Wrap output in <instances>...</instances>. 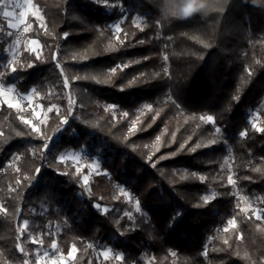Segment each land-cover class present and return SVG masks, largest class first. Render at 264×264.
Here are the masks:
<instances>
[{
    "label": "trees",
    "instance_id": "1",
    "mask_svg": "<svg viewBox=\"0 0 264 264\" xmlns=\"http://www.w3.org/2000/svg\"><path fill=\"white\" fill-rule=\"evenodd\" d=\"M34 2L46 21L34 34L47 56L25 50L16 71L6 73L4 21L0 75L4 70L21 93L35 88L43 105L63 110L41 126L45 149L19 109L0 107V264H37L30 234L42 235L47 248L56 240L65 254L76 247L70 264H264V219L236 195L261 196L264 208V108L258 126L249 120L264 101V10L227 0L206 20L160 25L149 0ZM121 5L129 13L116 35L111 24L124 16ZM137 12L146 18L141 26ZM66 77L75 101L70 115ZM143 104L150 108L140 112ZM209 115L212 122L201 119ZM82 148L104 150L107 173L94 177L90 191L83 174L60 160ZM115 183L139 201L143 213L133 222L95 207L122 206L112 196ZM25 219L29 233L21 236ZM48 223L61 230L49 234ZM94 245L123 258L98 261Z\"/></svg>",
    "mask_w": 264,
    "mask_h": 264
},
{
    "label": "rangeland",
    "instance_id": "2",
    "mask_svg": "<svg viewBox=\"0 0 264 264\" xmlns=\"http://www.w3.org/2000/svg\"><path fill=\"white\" fill-rule=\"evenodd\" d=\"M28 2L29 0H0V33L4 31L3 26H2L4 21L8 25L10 22L19 24V27L15 29L8 26L9 31H6L4 33L6 34V38L7 37L10 38L6 46V56L8 58V64L4 67V70L6 71V73L12 72V68L13 67L15 68L14 65L16 61L19 60V58L21 57L22 53L25 50L31 51L29 45H30V42L33 40L38 41L40 45V47L37 49V52H35L36 55L39 54L37 55V57L41 59H45V57L47 56V48L42 44L38 36H35L34 34V31H35L34 25L38 24L40 28H43V29L46 28L45 17L43 16L42 10L34 2V0H31V6H32L31 10L28 7ZM5 5H7L6 8H5ZM5 10L12 12L13 15L11 17H5L3 15V11ZM37 10L39 11V16L43 18V23H41V20L38 19L37 16L33 15V12H36ZM121 11L124 12V16L111 24V27L113 31L116 33V35L120 33L122 29V23L125 21L129 13L127 9L123 7L122 5H121ZM145 19L146 18L143 14H141L140 12H137L134 16V23L136 25L141 26L145 22ZM28 25H31V27L27 32H25L24 28ZM117 25H119V31H117V28H116ZM9 32L12 33L11 36L8 35ZM17 40H19V43H17ZM32 47H35V46L33 45ZM4 70L2 74L0 75V83H2L5 86V91L7 90L8 87H12L14 90L11 93H7L5 96H0V107L2 103H6L5 101H10L13 104H20V106L24 109V111L22 112L24 119L31 120L32 123L38 125L40 129L42 125L48 122L49 117L52 112H57L56 110L57 108L59 109V112L63 110L57 104H51L49 106L43 105L40 101V98H41L40 94L37 95L38 92L33 93L30 90L28 93H21L14 84H9L7 82L6 77L3 75ZM65 88H66V94L68 97L67 100L69 104V97H71V99L74 100L69 92V83H68V86ZM22 96H30L31 101L29 102L27 100L21 99ZM74 106H75V103L72 105L70 111L68 107L69 115L72 114L74 110ZM146 106H149V105L143 104L141 108L139 109L140 112H143L147 108H149ZM49 107L53 108L51 112L47 111ZM109 108H114V106L109 105ZM263 108H264V101L260 107L250 109L249 120L254 126H258L260 112H261V109ZM45 115L47 116L46 120H45ZM69 115L67 114L68 120H69ZM41 121H44V122L41 123ZM135 126H136V123L134 120L132 121L131 129H134ZM103 151H104L103 149L99 148L97 149L96 152L91 153L88 150L82 148L80 150L69 149L64 154H62V155H66L69 157L73 155L79 156L78 161L74 162L71 158L66 159L65 161L74 165L77 173L83 174L82 175L83 181H84L85 176L88 177V184L86 185L87 191H90V188H91L90 186L94 180V177L107 173V171L103 170L102 168ZM18 161H19V157L17 156L13 159V161L11 162V165L14 168H17ZM93 164L99 165V167L95 171L92 169V167H90V165H93ZM228 176H232V178L234 179L233 171H232L230 164L228 165ZM121 189H123L124 192H127L128 195L125 196L124 192H121ZM236 195L238 196V198L243 204V207L246 210L251 211L256 216L259 215L262 219H264V208L262 206L263 197L259 196V197H254V198H249V197L246 198V197H242V195H240L239 193H236ZM112 196L114 200L120 202L122 206L114 207V206L104 205L101 203H96V205L100 204L101 206L100 211H102V209L104 208H107L108 211L114 208L117 212H120L123 215L128 216L132 222L134 221L136 214L143 213V210L140 204H139V211H137V201L138 200L135 197V195L131 192V190L127 188L125 185L115 183V185L112 187ZM207 197H209V199L213 198V193H209ZM1 211H4V206L0 202V212ZM47 226H48L49 234L50 233L55 234L61 230V227L58 223H55V224L48 223ZM22 227H23V221L20 225V230ZM27 233H29L28 226L24 228L23 232L20 231L21 236ZM29 242L34 244L37 264H70V262L74 259L76 252H77V248L73 247L70 250V253H72V255H69L70 253L69 254L63 253L62 250H60V248L58 247V242L55 240L53 243H55L57 247H56L55 254H54L51 247L50 248L44 247V241L42 239V235L30 234ZM21 248L24 249V246L20 245L19 249ZM74 248H75V251L73 252ZM45 251L48 252V256L43 255ZM104 252L109 253L108 257L104 256L103 254ZM94 254L98 261H102V260L110 259V258L122 260L123 258V254L115 251L109 245H94ZM61 256L63 257V259H60ZM147 260L149 261V258H147ZM25 264H30V260L27 259Z\"/></svg>",
    "mask_w": 264,
    "mask_h": 264
},
{
    "label": "snow or ice",
    "instance_id": "3",
    "mask_svg": "<svg viewBox=\"0 0 264 264\" xmlns=\"http://www.w3.org/2000/svg\"><path fill=\"white\" fill-rule=\"evenodd\" d=\"M6 7H7V5H5V8H6ZM28 7H29V9L31 10V7H32V6H31V0H29V2H28ZM3 15H4L5 17H11V16L13 15V13H12V12H9V11H7V10H5V11H3ZM22 15H23V14H22ZM33 15L37 16V18L41 20V23H43V18L39 16V11H38V10H37L36 12H33ZM21 22H22V21H21ZM8 26L11 27V28H13V29H15V28H18V27H19V24H18V23H11V22H10ZM30 27H31V25L26 26V27L24 28V31L27 32V31L30 29ZM116 28H117V31H119V25H117ZM8 35L11 36L12 33L9 32ZM66 35H67V34H66ZM17 43H19V40H17ZM33 45H34L35 47H32ZM206 46H207V45H206ZM29 47H30V50H31L32 52L35 53V52H37V49L40 47V45H39V42H38V41L33 40V41L30 42ZM37 55H39V54H37ZM164 59L167 60V59H168L167 56H165ZM29 67H31V65H29ZM12 71L15 72L16 69L13 67V68H12ZM112 71H115V69H113ZM93 79H94V77H93ZM63 85H64L65 87L68 86V78H67V77L64 79V81H63ZM13 90H14V89H13L12 87H8L7 90L5 91V86H4L2 83H0V96H5L7 93H11V92H13ZM31 91H32L33 93H37V90H36L35 88H33ZM37 95H39V93H37ZM21 99H23V100H27V101H29V102L31 101V97H30V96H22ZM5 102L8 103V106H9L10 108H17V109H19L21 112L24 111V109L20 106V104H13V103H11L10 101H5ZM74 103H75L74 100H72L71 97H69V104H68L69 111L71 110V107H72V105H73ZM53 107H55V106H53ZM146 107H149V108H150V106H146ZM52 110H53L52 107H49V108L47 109L48 112H51ZM56 110H57V112H59V109H58V108H57ZM125 115H127V114L125 113ZM22 119H23V118H22ZM46 119H47V116L45 115V120H46ZM201 119H206V120L209 121V122H212V121H213V117H212L211 115H209V116H207V117H201ZM43 122H44V121H41V123H43ZM68 122H69V120H68V118H67V113L62 114V117H61V123L64 124V125H66V124H68ZM23 123H24L26 126H28V127L30 128V134H38L39 138L45 141V143L43 144V148H45V149H49V144L47 143V137H46V134L43 133V132H41L40 127H39L38 125H36V124H33L31 120H27V119H24V120H23ZM258 130H259V131H264V129H258ZM57 131H58V132L60 131V127H59V125L57 126ZM216 131L219 132L220 129L217 128ZM243 134H244V133H241V135H243ZM198 146H199V145H198ZM192 150L195 151V149H192ZM69 158H71L74 162L79 160V156H78V155H73V156H71V157L66 156V155H61V156H60V160H61V162L65 161L66 159H69ZM90 167H92V169L95 171V170L99 167V165H98V164H93V165H90ZM37 171H39V169H37ZM256 171H260V169H256ZM201 179H204V177H201ZM18 183H19V182H18ZM228 183H229V184H232V185H235V184H236V181L232 178V176H228ZM84 184H85V185L88 184V177H87V176L84 177ZM121 192H124V190L121 189ZM124 195L127 196L128 193H127V192H124ZM208 199H209V197H207V196L204 197L205 202H207ZM95 207H96L98 210H101V206H100V204L95 205ZM237 207H239V205H237ZM102 211H103V212H107L108 209H107V208H104V209H102ZM137 211H139V201H137ZM256 218H257L258 220L261 219V217H260L259 215H257ZM228 224H229V225H234V224H235V220H234V219L229 220V221H228ZM27 226H28V221L25 219V220L23 221V227L21 228L20 231L23 232V231H24V228H26ZM225 231H227V229H225ZM224 243L227 244L228 241L225 240ZM56 247H57V246H56L55 243H52V244H51V249L53 250V253H54V254H55ZM20 251L23 252V251H24L23 248H21ZM74 251H75V248L73 249V252H74ZM103 254H104L105 257H108V255H109L108 252H104ZM43 255H44V256H48V252L45 251ZM69 255H72V253H70ZM60 259H63V257L61 256Z\"/></svg>",
    "mask_w": 264,
    "mask_h": 264
},
{
    "label": "clouds",
    "instance_id": "4",
    "mask_svg": "<svg viewBox=\"0 0 264 264\" xmlns=\"http://www.w3.org/2000/svg\"><path fill=\"white\" fill-rule=\"evenodd\" d=\"M157 10V24L171 25L200 17L206 20L213 13L223 10L227 0H149ZM253 7L264 10V0H245Z\"/></svg>",
    "mask_w": 264,
    "mask_h": 264
}]
</instances>
